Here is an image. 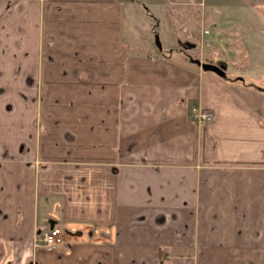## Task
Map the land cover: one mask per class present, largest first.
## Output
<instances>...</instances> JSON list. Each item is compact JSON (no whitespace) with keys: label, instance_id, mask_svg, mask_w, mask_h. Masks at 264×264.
Segmentation results:
<instances>
[{"label":"crops","instance_id":"0c3cea01","mask_svg":"<svg viewBox=\"0 0 264 264\" xmlns=\"http://www.w3.org/2000/svg\"><path fill=\"white\" fill-rule=\"evenodd\" d=\"M132 4L0 0V264H264V112L131 45Z\"/></svg>","mask_w":264,"mask_h":264},{"label":"rangeland","instance_id":"374dc122","mask_svg":"<svg viewBox=\"0 0 264 264\" xmlns=\"http://www.w3.org/2000/svg\"><path fill=\"white\" fill-rule=\"evenodd\" d=\"M128 1L131 45L190 66H225L223 82L242 85L240 96L264 112V0Z\"/></svg>","mask_w":264,"mask_h":264},{"label":"built area","instance_id":"2783aa9c","mask_svg":"<svg viewBox=\"0 0 264 264\" xmlns=\"http://www.w3.org/2000/svg\"><path fill=\"white\" fill-rule=\"evenodd\" d=\"M212 118L213 115L201 107L193 108L191 111V120L199 129L207 127L211 123ZM64 237L62 229L52 227L35 234L34 247L46 252L59 253L65 244Z\"/></svg>","mask_w":264,"mask_h":264},{"label":"water","instance_id":"95a60500","mask_svg":"<svg viewBox=\"0 0 264 264\" xmlns=\"http://www.w3.org/2000/svg\"><path fill=\"white\" fill-rule=\"evenodd\" d=\"M196 65L200 66L201 69L204 72H208V73H213L216 76L220 77V78H225V67H218V66H214V65H209V64H202L201 62L197 61L195 62ZM52 228V227H51Z\"/></svg>","mask_w":264,"mask_h":264},{"label":"flooded vegetation","instance_id":"af4514ba","mask_svg":"<svg viewBox=\"0 0 264 264\" xmlns=\"http://www.w3.org/2000/svg\"><path fill=\"white\" fill-rule=\"evenodd\" d=\"M219 67H221V68H222L223 66H221V65H220ZM225 70H226V67H225Z\"/></svg>","mask_w":264,"mask_h":264},{"label":"trees","instance_id":"16d2710c","mask_svg":"<svg viewBox=\"0 0 264 264\" xmlns=\"http://www.w3.org/2000/svg\"><path fill=\"white\" fill-rule=\"evenodd\" d=\"M223 67H225V66H223Z\"/></svg>","mask_w":264,"mask_h":264}]
</instances>
